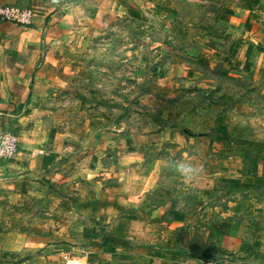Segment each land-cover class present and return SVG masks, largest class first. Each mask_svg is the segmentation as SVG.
I'll return each instance as SVG.
<instances>
[{"label": "rangeland", "instance_id": "1", "mask_svg": "<svg viewBox=\"0 0 264 264\" xmlns=\"http://www.w3.org/2000/svg\"><path fill=\"white\" fill-rule=\"evenodd\" d=\"M3 7L0 264H264V0Z\"/></svg>", "mask_w": 264, "mask_h": 264}, {"label": "crops", "instance_id": "2", "mask_svg": "<svg viewBox=\"0 0 264 264\" xmlns=\"http://www.w3.org/2000/svg\"><path fill=\"white\" fill-rule=\"evenodd\" d=\"M34 3L41 2L42 4H51V0H33ZM27 62V61H26ZM23 62L13 74V80L15 87L11 88L10 95L24 96L32 91H35V87L38 85H45L55 77V68L49 62V58L43 57L40 61L37 60L38 65L32 62ZM3 237L0 233V248L3 246Z\"/></svg>", "mask_w": 264, "mask_h": 264}, {"label": "built area", "instance_id": "3", "mask_svg": "<svg viewBox=\"0 0 264 264\" xmlns=\"http://www.w3.org/2000/svg\"><path fill=\"white\" fill-rule=\"evenodd\" d=\"M3 18L20 25L31 23L32 14L30 10H19L16 8L3 7L0 9ZM17 148V138L12 133H7L0 144V154L4 157H11Z\"/></svg>", "mask_w": 264, "mask_h": 264}, {"label": "clouds", "instance_id": "4", "mask_svg": "<svg viewBox=\"0 0 264 264\" xmlns=\"http://www.w3.org/2000/svg\"><path fill=\"white\" fill-rule=\"evenodd\" d=\"M180 174L188 179H191L197 172V167L193 162H181L176 165Z\"/></svg>", "mask_w": 264, "mask_h": 264}]
</instances>
